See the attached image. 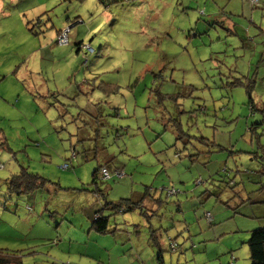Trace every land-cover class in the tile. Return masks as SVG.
<instances>
[{"label":"rangeland","instance_id":"1","mask_svg":"<svg viewBox=\"0 0 264 264\" xmlns=\"http://www.w3.org/2000/svg\"><path fill=\"white\" fill-rule=\"evenodd\" d=\"M263 154L264 0H0V249L19 264H157L154 237L162 264H249ZM21 170L44 182L11 189Z\"/></svg>","mask_w":264,"mask_h":264},{"label":"trees","instance_id":"2","mask_svg":"<svg viewBox=\"0 0 264 264\" xmlns=\"http://www.w3.org/2000/svg\"><path fill=\"white\" fill-rule=\"evenodd\" d=\"M245 92L248 97V101H252L251 98V90L248 86H245ZM251 109H253L252 105L250 106ZM105 166L106 165H100ZM107 168V167H106ZM23 169V168H22ZM99 170V169H98ZM96 170L93 172V176H95ZM30 183L27 186H23V183ZM43 178L38 176L37 174L28 173L24 170H21L18 174L13 175L10 177V188L12 187L16 189H23V190H30V187L36 188L40 184H42ZM113 206H117V204H114ZM120 208V207H119ZM126 209L128 210H139V212L145 211L144 207L141 205L140 201H130L129 204L124 203L123 211ZM108 218L107 215H101L99 213L94 214L93 219L91 221V228L98 233H106L108 231ZM154 236L150 235V238H153ZM154 237V244L157 248L158 254L156 255V262L157 264H162V256L161 251L162 247L158 242H155ZM246 245L248 249V260L249 264H264V226H258L256 228H252L251 230H248V238L246 240ZM19 259V258H18ZM19 264V260H17L13 255H10L7 252H4L2 249H0V264Z\"/></svg>","mask_w":264,"mask_h":264},{"label":"crops","instance_id":"3","mask_svg":"<svg viewBox=\"0 0 264 264\" xmlns=\"http://www.w3.org/2000/svg\"><path fill=\"white\" fill-rule=\"evenodd\" d=\"M256 180L259 182V187H258V191L256 192L255 198L250 199L247 197V201H249L251 204H254L257 210L260 211L259 213L250 216L252 220L254 219L258 220L261 217L262 219L264 218V175L261 176L257 175ZM259 225H264V224H259Z\"/></svg>","mask_w":264,"mask_h":264},{"label":"built area","instance_id":"4","mask_svg":"<svg viewBox=\"0 0 264 264\" xmlns=\"http://www.w3.org/2000/svg\"><path fill=\"white\" fill-rule=\"evenodd\" d=\"M63 40H64V37H60L58 41H63ZM114 171L116 174H119L116 170H114ZM98 172H99L101 179H107L110 177V173L105 166L99 167Z\"/></svg>","mask_w":264,"mask_h":264}]
</instances>
